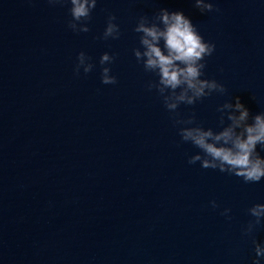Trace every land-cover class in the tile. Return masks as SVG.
<instances>
[{
    "label": "water",
    "instance_id": "water-1",
    "mask_svg": "<svg viewBox=\"0 0 264 264\" xmlns=\"http://www.w3.org/2000/svg\"><path fill=\"white\" fill-rule=\"evenodd\" d=\"M211 2L219 11L201 14L194 0H98L90 31L76 34L66 7L0 0V264H251L264 222L243 231L264 182L190 165L198 149L181 142L132 53L140 16L182 10L216 45L206 78L227 94L181 116L214 127L232 96L264 111V0ZM109 12L121 38L96 39ZM81 51L96 68L76 76ZM106 51L115 85L100 81Z\"/></svg>",
    "mask_w": 264,
    "mask_h": 264
},
{
    "label": "clouds",
    "instance_id": "clouds-1",
    "mask_svg": "<svg viewBox=\"0 0 264 264\" xmlns=\"http://www.w3.org/2000/svg\"><path fill=\"white\" fill-rule=\"evenodd\" d=\"M47 3L67 8L70 17L67 27L73 33L90 31L98 0H47ZM193 6L201 14L219 11L211 0H194ZM116 20L117 17L109 12L106 26L96 39L119 40L122 33ZM133 31L138 40V46L132 49L136 63L155 77L147 83V90H155L161 98L181 142L198 149L188 163H199L205 170L235 176L245 184L264 182V111L253 115L239 96H232L216 108L219 115L214 127L198 121L195 112L187 118L179 112L181 105L193 107L213 95L227 94L222 83L206 78L207 59L215 53L216 45L205 41L182 10L159 8L150 18L140 16ZM115 60L116 55L107 51L99 57L100 81L105 86L118 82L111 68ZM95 68L90 56L84 51L78 53L74 67L76 76L81 70L87 75ZM210 205L213 209L219 207L215 200L210 201ZM230 212L231 209L226 208L221 215L230 220ZM247 212L254 221L249 222L243 235L251 236L254 227L264 222V203L253 204ZM251 242L254 252L251 264H262L264 242L254 238Z\"/></svg>",
    "mask_w": 264,
    "mask_h": 264
}]
</instances>
